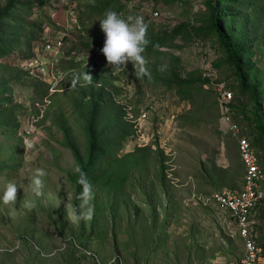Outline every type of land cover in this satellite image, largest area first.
Here are the masks:
<instances>
[{
	"label": "rangeland",
	"instance_id": "1",
	"mask_svg": "<svg viewBox=\"0 0 264 264\" xmlns=\"http://www.w3.org/2000/svg\"><path fill=\"white\" fill-rule=\"evenodd\" d=\"M21 1L35 3L21 13L25 32L39 39L33 40V49L47 31L69 35L65 54L59 63L56 60L63 78L54 93L47 83L28 75L11 80L6 91L0 83V93L5 91L7 97L0 103V115L7 117L0 123V197L8 184L17 186L13 203L0 200V264H236L244 246L228 213L198 196L243 186L237 139L222 120L216 92L220 84L234 89L236 116L264 165V140L260 141L256 119L259 115L264 122V84L259 102L250 92L240 94L236 73L225 62L216 38H187L188 29L205 23L203 0ZM117 1L123 3L118 12L122 17H140L145 28L152 26L158 33L182 29L174 35V45L161 47L164 65L168 54H175L184 76L198 71L204 79L201 70L209 67L215 81L197 82L182 96L176 87L145 78L153 62L150 55L141 53L140 62L110 65L101 52L105 36L99 20L115 11ZM6 3L0 0V9ZM93 4H98L97 10ZM155 10L160 11L156 18ZM255 15L252 12L251 24L257 29L253 60L264 79V17L254 21ZM33 22L44 30L38 32ZM205 49L210 65L201 56ZM22 56L15 50L1 61L23 69L29 57ZM87 67L111 80L112 95L125 106L127 119H139L143 111L147 117L116 141L102 173L81 181L80 164L56 114L62 112L71 125L86 160L88 139L76 106V78ZM140 135L143 145L138 144ZM35 180L41 182L39 194ZM254 213L264 249V201Z\"/></svg>",
	"mask_w": 264,
	"mask_h": 264
},
{
	"label": "trees",
	"instance_id": "2",
	"mask_svg": "<svg viewBox=\"0 0 264 264\" xmlns=\"http://www.w3.org/2000/svg\"><path fill=\"white\" fill-rule=\"evenodd\" d=\"M26 2L7 0L6 6L0 9V83L6 85L5 91L11 80H24V75L28 74L19 67L2 62L1 58L15 50L23 52L22 57H30L33 40L39 42L32 32H25L23 28L24 19L21 13L25 8H34L35 5V3ZM203 3L207 10L205 23L188 29L187 38H192L193 35L204 38L215 37L218 48L223 52L225 62L230 64L236 73L239 93L250 92L254 100L259 102V97L263 92L260 93L259 88L263 86L264 79L260 78L255 70L253 43L256 40L257 29H255V24H251V15L252 12L256 14L254 21H260L264 17V0H203ZM96 5L98 4L92 6L94 10H97ZM103 6L108 8L110 3ZM122 10L123 3L117 1L115 11L118 13ZM33 25L37 27L38 32L44 30L37 22H33ZM145 29L147 44L143 48L142 56L150 55L153 58V62L150 63L149 69L144 74L148 81L163 82L168 88L176 87V91L182 96L188 93L190 86L197 82L209 83V80L202 79L197 74L198 71L184 76L179 66L181 59L175 54H168L169 63L167 65L162 62L166 53L161 50V47L174 45V35L181 33L182 29L175 28L174 32L166 30L159 33L152 26ZM24 45L27 48H24ZM83 70V74L76 78V82L79 83L76 106L85 120L84 128L88 139L86 160L81 156L73 129L65 116L59 112L56 114V118L64 133L67 145L80 164L79 178L81 181H87L94 177L96 172L102 173L103 163L114 151L113 145L116 141L121 142L130 135L135 124L127 119L128 112H126L125 106L118 103L112 95L111 80L94 71L92 67ZM89 75L91 79H89ZM35 80L41 83L40 80ZM36 86L39 87L38 84ZM231 90L234 91L233 88ZM5 91L0 93V103L7 100V97L3 95ZM259 110L260 106L257 105L256 111L260 112ZM6 118L5 115H0V123H4ZM256 119L257 130L262 136L260 138L262 141L264 140V122L259 115ZM113 127L117 128L115 132L112 131Z\"/></svg>",
	"mask_w": 264,
	"mask_h": 264
},
{
	"label": "built area",
	"instance_id": "3",
	"mask_svg": "<svg viewBox=\"0 0 264 264\" xmlns=\"http://www.w3.org/2000/svg\"><path fill=\"white\" fill-rule=\"evenodd\" d=\"M159 15V10L153 11L155 18ZM74 22L78 23V19L75 17ZM68 35H56L55 33L50 34L48 31L45 32L43 38L41 37V44L36 45V48L33 49V55L23 63V69L28 76L45 84L47 83L52 93H54L55 87L58 86L63 78L57 68L56 60L59 63V56L65 54L64 47ZM38 49L45 55L42 56ZM206 54L207 51L205 49L201 56L203 61L210 65L212 59ZM40 58L44 60L39 61ZM201 72L204 79L209 80L211 83L215 81L209 67H203ZM216 92L221 105L223 123L227 131L237 139L238 152L244 166L243 186L240 190L224 189L212 192L207 196L199 195L198 197L206 203L216 204L220 209L228 213L234 234L242 239L244 246L243 257L236 264H264V249L258 241L256 227L258 220L254 213L257 205L264 201V165L251 139L242 131L239 117L236 116L237 110L233 104L234 91L220 84L216 87ZM144 117H147L146 111H143L139 119H135L131 115L132 119L130 120L135 124L134 127L138 128L140 121ZM138 137V144L143 145L142 135Z\"/></svg>",
	"mask_w": 264,
	"mask_h": 264
},
{
	"label": "clouds",
	"instance_id": "4",
	"mask_svg": "<svg viewBox=\"0 0 264 264\" xmlns=\"http://www.w3.org/2000/svg\"><path fill=\"white\" fill-rule=\"evenodd\" d=\"M99 21L100 28L105 36L101 52L110 65L119 66L129 61L140 62L142 60L141 53L147 44L146 29L142 18H124L116 11L109 10ZM89 79H91L90 75ZM41 174L43 173L41 172ZM34 185V191L39 194L41 182L35 180ZM16 193L17 186L10 183L0 200L5 203H13L16 200Z\"/></svg>",
	"mask_w": 264,
	"mask_h": 264
}]
</instances>
